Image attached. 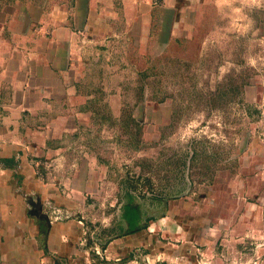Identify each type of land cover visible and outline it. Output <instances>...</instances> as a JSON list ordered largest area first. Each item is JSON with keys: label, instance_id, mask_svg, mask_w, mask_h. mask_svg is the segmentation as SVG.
<instances>
[{"label": "rangeland", "instance_id": "rangeland-1", "mask_svg": "<svg viewBox=\"0 0 264 264\" xmlns=\"http://www.w3.org/2000/svg\"><path fill=\"white\" fill-rule=\"evenodd\" d=\"M182 5L192 15L167 44L154 35L162 10L146 39L123 6L122 21L81 43L78 78L94 115L77 141L103 164L77 215L90 264H144L150 249L116 252L133 232L178 250L182 264H264V39L252 35L264 0H175L179 18ZM250 82L261 100L245 101ZM251 132L260 143L247 150ZM126 202L144 216L129 232Z\"/></svg>", "mask_w": 264, "mask_h": 264}, {"label": "crops", "instance_id": "crops-1", "mask_svg": "<svg viewBox=\"0 0 264 264\" xmlns=\"http://www.w3.org/2000/svg\"><path fill=\"white\" fill-rule=\"evenodd\" d=\"M119 1L71 0L50 7L46 1L12 0L0 7V264H90L86 227L77 215L81 199L99 191L103 164L77 141L94 115L89 95L81 92L78 52L86 37L122 21V6L131 32L146 24L149 39L159 8L155 0ZM159 10L154 35L167 44L192 12L184 7L177 17L175 0H165ZM257 11L252 35L264 39V6ZM250 90L251 82L244 86L245 101L261 100ZM109 97L117 116L113 102L119 96ZM252 133L247 150L259 142ZM144 236L125 234L116 252L150 249L144 264H182L186 258ZM132 261L123 257L120 264Z\"/></svg>", "mask_w": 264, "mask_h": 264}, {"label": "trees", "instance_id": "trees-1", "mask_svg": "<svg viewBox=\"0 0 264 264\" xmlns=\"http://www.w3.org/2000/svg\"><path fill=\"white\" fill-rule=\"evenodd\" d=\"M11 1L12 0H0V7ZM121 218L125 222L126 231H133L135 230L136 225L140 222L141 212L137 206L132 205L130 202H126L122 207Z\"/></svg>", "mask_w": 264, "mask_h": 264}, {"label": "flooded vegetation", "instance_id": "flooded-vegetation-1", "mask_svg": "<svg viewBox=\"0 0 264 264\" xmlns=\"http://www.w3.org/2000/svg\"><path fill=\"white\" fill-rule=\"evenodd\" d=\"M123 207V206H122ZM123 220V219H122ZM140 221H141V219H140ZM140 226V222L136 225V227H139ZM136 227H135V229H136Z\"/></svg>", "mask_w": 264, "mask_h": 264}, {"label": "built area", "instance_id": "built-area-1", "mask_svg": "<svg viewBox=\"0 0 264 264\" xmlns=\"http://www.w3.org/2000/svg\"><path fill=\"white\" fill-rule=\"evenodd\" d=\"M101 259H103V257Z\"/></svg>", "mask_w": 264, "mask_h": 264}]
</instances>
